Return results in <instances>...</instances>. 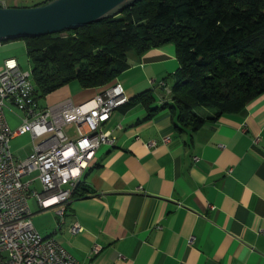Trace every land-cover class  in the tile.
I'll return each instance as SVG.
<instances>
[{
    "label": "crops",
    "instance_id": "1",
    "mask_svg": "<svg viewBox=\"0 0 264 264\" xmlns=\"http://www.w3.org/2000/svg\"><path fill=\"white\" fill-rule=\"evenodd\" d=\"M47 1L0 0V5ZM25 53L23 40L1 43L0 71L6 59L20 62ZM128 63L114 83L123 84L131 102L106 125L117 135L116 145L97 151L81 177L84 196L77 194L63 217L56 211L60 204L42 208L31 195L36 229L56 238L82 264H264V94L197 130H179L169 108L148 119L144 102L133 99L152 90L156 105L174 103L159 84L172 86L170 75L180 66L175 44L130 52ZM109 85L83 88L72 81L47 95L44 107L68 98L81 103ZM12 109L6 115L15 128L20 118ZM22 137L30 148L12 145ZM151 140L157 145L148 147ZM33 141L30 133L13 137L14 157L29 156ZM31 189L43 193L37 179ZM76 223L82 231L71 233Z\"/></svg>",
    "mask_w": 264,
    "mask_h": 264
},
{
    "label": "trees",
    "instance_id": "2",
    "mask_svg": "<svg viewBox=\"0 0 264 264\" xmlns=\"http://www.w3.org/2000/svg\"><path fill=\"white\" fill-rule=\"evenodd\" d=\"M65 32L71 35L0 39L25 41L38 99L72 81L83 88L112 84L129 68L130 52L167 43L180 62L170 75L174 103L156 105L152 90L139 94L133 99L144 102L148 119L169 108L179 130H197L264 94V0H138L119 15ZM198 106L215 115L198 113ZM78 188L73 197L84 196Z\"/></svg>",
    "mask_w": 264,
    "mask_h": 264
},
{
    "label": "built area",
    "instance_id": "3",
    "mask_svg": "<svg viewBox=\"0 0 264 264\" xmlns=\"http://www.w3.org/2000/svg\"><path fill=\"white\" fill-rule=\"evenodd\" d=\"M159 85L167 95L172 94L165 81ZM129 100L123 84L115 82L81 103L68 98L44 107L38 101L33 70L25 71L16 57L4 61L0 71V264H82L56 238L36 229L29 198H38L42 208L60 204L56 211L63 217L74 199L72 185L83 177L87 163L102 146L116 145L118 137L106 125ZM6 109L20 118L17 127H11ZM68 125L74 126L75 137L65 130ZM27 133L34 139L33 151L16 159L11 140ZM156 145L155 140L148 143V147ZM34 172L35 178L24 179ZM36 179L43 193L31 189ZM69 231L77 233L82 227L76 223ZM99 250L96 245L94 251Z\"/></svg>",
    "mask_w": 264,
    "mask_h": 264
},
{
    "label": "water",
    "instance_id": "4",
    "mask_svg": "<svg viewBox=\"0 0 264 264\" xmlns=\"http://www.w3.org/2000/svg\"><path fill=\"white\" fill-rule=\"evenodd\" d=\"M138 0H49L30 7L0 5V39L59 33L121 14Z\"/></svg>",
    "mask_w": 264,
    "mask_h": 264
},
{
    "label": "rangeland",
    "instance_id": "5",
    "mask_svg": "<svg viewBox=\"0 0 264 264\" xmlns=\"http://www.w3.org/2000/svg\"><path fill=\"white\" fill-rule=\"evenodd\" d=\"M60 33V32H59ZM71 34L68 33V32H61L60 33V37H68L70 36ZM20 63L22 64V67L25 71H32L33 70V67H32V63H31V60H29V57L27 56V54L25 53L23 56H20ZM75 83H79L78 81H74ZM80 84V83H79ZM80 86L82 87V85L80 84ZM38 101L40 102V104L42 106H44L46 104V97H41L40 99H38ZM197 111L198 113L204 115V116H214L215 115V110L214 109H211V108H206L205 110H203L202 108H200L199 106L197 107ZM70 134L71 135H74L75 134V130L74 131H70ZM26 141V138L25 137H22V138H18L16 141H14L12 143V145H14L16 142H18L20 145L23 146V148H30V144L29 145H25Z\"/></svg>",
    "mask_w": 264,
    "mask_h": 264
},
{
    "label": "bare ground",
    "instance_id": "6",
    "mask_svg": "<svg viewBox=\"0 0 264 264\" xmlns=\"http://www.w3.org/2000/svg\"><path fill=\"white\" fill-rule=\"evenodd\" d=\"M91 163V161H90ZM90 163H87V169L90 166ZM81 177H77V180H75L74 184L72 185V197L74 195L75 190L80 186Z\"/></svg>",
    "mask_w": 264,
    "mask_h": 264
}]
</instances>
